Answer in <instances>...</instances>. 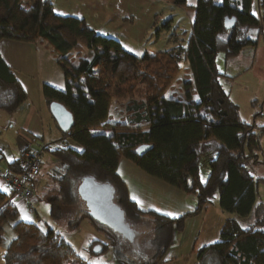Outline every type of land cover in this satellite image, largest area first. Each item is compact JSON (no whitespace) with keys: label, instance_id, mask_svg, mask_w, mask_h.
Here are the masks:
<instances>
[{"label":"trees","instance_id":"trees-1","mask_svg":"<svg viewBox=\"0 0 264 264\" xmlns=\"http://www.w3.org/2000/svg\"><path fill=\"white\" fill-rule=\"evenodd\" d=\"M162 1L172 8L186 7V0ZM252 1L197 0L184 45L136 57L118 40L94 31L83 18L57 15L50 0H0V40L47 42L63 73L64 89L41 86L48 111L52 102L60 103L74 122L68 132H62L73 146L45 145L42 150L63 164L64 176L56 178L58 193L71 204L78 198L73 187L91 176L114 188V201L129 226L143 215L151 216L158 224L152 240L156 254L147 264L161 261L174 244L175 232L183 231L185 220L214 203L227 218L218 241L201 248L195 264H264V202L258 197L264 177H255L243 164L257 161L252 159L262 150L259 135H264V125L256 133L240 119L238 107L219 83L226 75L216 68L219 53L227 61L244 46L256 45L246 37L250 29L261 27L251 13ZM86 51L91 53L89 58ZM185 63L191 77L184 86H192V93L187 92L185 99L168 98L167 90ZM25 100L24 90L0 58V111L12 115ZM118 101H126V122L110 118L112 104ZM143 145L149 150L139 154L137 149ZM205 154L211 159L209 174L202 181L200 161ZM122 158L195 195L194 212L170 218L137 206L116 174ZM7 167L12 174L22 171L18 160ZM52 200L50 214L59 219L57 199ZM86 214L69 225L78 227ZM249 216L253 220L242 225L241 220ZM87 218L96 233L104 234L110 245L116 243L111 232ZM5 241L4 264H89L50 227L21 220L11 193L0 191V245ZM106 247L101 244L102 250Z\"/></svg>","mask_w":264,"mask_h":264},{"label":"crops","instance_id":"crops-1","mask_svg":"<svg viewBox=\"0 0 264 264\" xmlns=\"http://www.w3.org/2000/svg\"><path fill=\"white\" fill-rule=\"evenodd\" d=\"M50 2L54 13L57 15L83 18L94 31L118 40L125 51L136 57L151 53L150 47L144 46L142 42L145 40V35L150 34L152 28L160 19H169V29L175 28L180 32L181 27L189 25L191 30L197 4V0H186V7L177 9L172 8L162 0H50ZM160 10H167L169 13L162 18L158 16ZM169 16L173 17L170 19ZM175 35L177 36L176 31L173 40L172 38L168 39V49L166 50L177 46L178 39L175 42ZM160 36L161 34L157 31L155 33L156 39L158 40ZM185 41L182 38L179 44L184 45ZM157 47L156 45L152 47L157 50L152 53L162 51ZM86 55L89 58L91 53L88 52ZM0 58L11 70L26 94V100L16 109L13 117L9 119L11 128L17 129V156L11 162L19 160L22 151L25 147L27 148L28 144L34 149L40 144L56 147L62 142H66L68 146H73L70 140L63 137L41 94L43 84L59 90L64 89L65 86L62 70L57 63V55L48 43L45 41L26 43L1 39ZM2 158L4 156L0 155V159ZM0 172L10 173L7 166L4 168L0 166ZM116 174L124 182L129 199L144 210H151L160 215L170 212L175 215L165 216L178 218L181 215L193 213L196 208L194 206L195 200L187 198L184 192L146 174L125 158L119 161ZM0 185L9 189L2 177H0ZM71 191L76 192V187H73ZM5 193L9 194V191ZM133 196L140 201L139 204L132 199ZM71 203L74 205V212L67 222H62V226L58 224L52 226L47 223L39 224L36 211V217L26 213L31 219L24 220L21 218V210L25 212V206L20 203H15V206L21 220L38 223L44 228L46 226L50 227L54 232L60 234L76 251L72 239L67 240L68 236H74L82 226L87 227L90 231H95L90 226L87 214L78 227L74 228L69 225L70 222H73L70 220L77 219L86 211L83 204H75L74 200H71ZM211 206H205L199 215L190 216L185 220L180 243L177 246L170 247L163 259L157 264H195L197 252L201 248L218 241L227 216L219 208ZM82 207L85 208L84 212L81 209ZM75 208H80V210ZM61 228L67 234L59 231L62 230ZM11 236L12 234L8 232V239ZM92 242H95V240ZM7 243L8 241H5L0 245V264H4L3 256ZM92 246L93 244L89 245L90 248ZM102 251L104 250L101 249Z\"/></svg>","mask_w":264,"mask_h":264},{"label":"rangeland","instance_id":"rangeland-1","mask_svg":"<svg viewBox=\"0 0 264 264\" xmlns=\"http://www.w3.org/2000/svg\"><path fill=\"white\" fill-rule=\"evenodd\" d=\"M167 10H160L158 16L162 18L168 15ZM251 13L260 21L261 27L253 28L248 31L246 37L256 45H246L241 52L227 61L224 55L219 53L216 56V68L219 73L226 75L221 77L219 83L223 91L229 96L230 100L238 107V114L240 119L246 124L254 127L256 133H259L258 127L264 125V0H253ZM173 16H169L171 19ZM169 19L158 20L154 28H152L149 35H145V40L142 42L144 46L150 47V52H155L153 46H158L159 50L168 49V39L174 37L175 42L181 43V39L187 38L191 32L189 25H184L179 30L175 28L165 29L166 23ZM159 32L161 36L157 40L155 33ZM157 40V42H156ZM185 41V42H186ZM174 42V43H175ZM184 42V43H185ZM176 44V45H178ZM88 53V51H86ZM183 70L178 75L175 83L167 90V97L173 99H185V94L193 90L192 86H184V83L191 77L190 69L185 63L182 65ZM192 99L196 100L193 96ZM126 101L114 102L110 110V118L112 122H126L128 121L126 115ZM13 117L4 111H0V151L4 158L0 159V166L6 167L7 162H11L17 156V129L11 128L9 119ZM259 143L262 148L257 152L256 162L244 161L248 171L255 177H264V135H259ZM41 146V144L39 145ZM210 155L205 154L200 161V179L205 181L209 174ZM40 173L33 181L34 187V209L39 217V224L47 223L49 225L62 226V222H67L70 215L74 212V205L65 201L62 194L58 193L60 183H56V178L64 176V167L57 158H55L48 151H42L40 156ZM259 199L264 202V186H259ZM10 193V190H9ZM187 198L195 200V207L197 205V198L193 194H186ZM52 199L56 200V205L59 207L60 220L50 214ZM54 202V201H53ZM83 204L80 198H76L75 204ZM194 207V208H195ZM211 207L219 208L217 203ZM76 209V208H75ZM85 209V208H84ZM35 216V214L33 215ZM36 217V216H35ZM233 217H236L233 215ZM72 219V218H71ZM73 218L70 221H74ZM253 220L252 216L241 220L242 225L250 223ZM57 221H60L57 223ZM135 233V238L132 242H128L122 237L115 235L116 243L110 245L108 240L102 233L90 231L87 227H80L74 236H68V239L63 236L65 233L63 228L59 230L63 232L62 236L71 240L74 243L76 252L80 257L85 259L89 264L91 261H102L103 264H147L155 257L156 250L153 245V238L157 233L158 224L151 216L143 215L135 220L130 226ZM91 234V235H90ZM182 238V232H175L174 244L177 246ZM75 239V240H73ZM96 241L93 243L92 241ZM100 241V242H98ZM93 246L90 248L89 245ZM101 244H107L104 251L98 252Z\"/></svg>","mask_w":264,"mask_h":264},{"label":"water","instance_id":"water-1","mask_svg":"<svg viewBox=\"0 0 264 264\" xmlns=\"http://www.w3.org/2000/svg\"><path fill=\"white\" fill-rule=\"evenodd\" d=\"M49 113L61 132L66 133L72 128V114L60 103L52 102L49 105ZM148 150L149 147L143 145L137 152L144 154ZM76 194L84 203L89 218L113 235H118L128 242L134 240L135 233L126 223L124 211L115 203V190L109 183L97 182L91 176H84L76 187ZM98 252H101V248Z\"/></svg>","mask_w":264,"mask_h":264},{"label":"built area","instance_id":"built-area-1","mask_svg":"<svg viewBox=\"0 0 264 264\" xmlns=\"http://www.w3.org/2000/svg\"><path fill=\"white\" fill-rule=\"evenodd\" d=\"M66 146H68L66 142L57 145L59 148ZM44 147L45 145H41L34 149L30 144L27 148L25 147L18 160L19 167L22 169L20 173L0 172V177L10 190L12 200L15 203L23 204L25 212L30 216L35 214L33 181L40 173V156Z\"/></svg>","mask_w":264,"mask_h":264},{"label":"snow or ice","instance_id":"snow-or-ice-1","mask_svg":"<svg viewBox=\"0 0 264 264\" xmlns=\"http://www.w3.org/2000/svg\"><path fill=\"white\" fill-rule=\"evenodd\" d=\"M0 191H5V192H7V191H9V189H7V188L3 187L2 185H0ZM132 199H133L134 201H136L137 204L140 203V201L137 200L136 197L133 196ZM165 215H168V216H174L175 214L169 212V213H165ZM21 218L24 219V220H30V219H31V218L26 214V212H24L23 210H21ZM85 259H87V257H85ZM90 264H103V262H102V261H91Z\"/></svg>","mask_w":264,"mask_h":264}]
</instances>
